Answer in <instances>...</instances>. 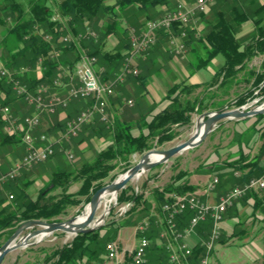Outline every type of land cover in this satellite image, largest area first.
I'll return each mask as SVG.
<instances>
[{
  "label": "trees",
  "instance_id": "1",
  "mask_svg": "<svg viewBox=\"0 0 264 264\" xmlns=\"http://www.w3.org/2000/svg\"><path fill=\"white\" fill-rule=\"evenodd\" d=\"M145 1L148 0H115L112 5H108L106 0H60L58 7L61 15L66 17L67 23L71 24L73 32L75 31L73 23L78 25L89 20L91 24H94L98 22L100 14H102L107 21L103 23V26L97 27L100 37L91 41L90 50L86 54L98 56L101 60L117 64L118 61L123 60L124 55L118 50L111 52L103 49L106 37L115 31L118 23L114 14L115 6L122 10L129 4L144 3ZM1 10L3 15L0 16V24L4 26L5 30L1 44L6 51V56L2 58V61L6 74L1 75L0 73V93L4 95L2 103L10 105L17 98L23 100L22 96L12 89L20 77L30 82L28 90H35L39 82L51 84L52 78L62 76L63 68L66 67L64 65L72 70L81 54L77 52L71 42L68 46L59 48L61 52L58 59L50 58L54 41L58 42L59 32L55 28L58 27L59 22L51 20L50 8L46 0H27L25 4L19 0H4ZM203 17L205 20L204 31L197 42L203 48L204 57L198 54L190 39H185L186 44L191 48L190 53L195 59L194 70L206 66L213 57L221 54L224 59L223 63L215 70L209 82L210 86L219 83L218 86L227 85L229 87L238 74L247 68L245 74L252 77L251 87L244 92L237 93L232 103L239 107L260 94H264V61L261 62L258 72H255L252 67H248L254 57L264 56V2L249 12L239 0H218L210 17ZM248 21L253 24V31L249 38L243 41L237 36V33L239 28ZM180 28V23L175 22L172 30L179 32ZM125 30L127 28L123 29V31ZM159 34L167 39L164 32ZM46 35H49L50 39H46ZM59 40L61 43V37ZM67 52L73 53L72 59L67 57ZM39 58H42L41 63H39ZM23 66H26L24 72L21 71ZM35 66L41 69L39 78H36L34 74ZM108 71L109 69L106 73ZM22 73L24 74L21 75ZM108 79L103 78V80ZM179 87L180 85L177 84L167 89L168 103L163 109L155 112L150 119L138 118L134 122L127 123L116 121L113 127H108L106 133L110 137V142L106 147L98 151L90 160L79 161L69 171L55 170L48 184L39 191L35 198H30L22 187L15 198L12 195L13 201H6L5 197L0 198V237L5 235L8 238L22 223L29 220L62 221V216L67 214L68 208L79 206L81 210L90 201L93 193L104 185L105 179H114L115 175H111V172L118 165L121 166V172L126 171L130 167L132 154L144 153L155 145H160L176 137L178 135L176 127L189 124L193 112L201 113L206 109L203 100L197 95H192L194 85H184L180 89ZM256 90L258 93H255ZM81 101L83 107L90 103L89 100ZM216 109L222 111L223 104L218 103ZM261 116L262 114L257 115V117ZM3 124L4 121L0 114V128ZM64 127L65 123H63L60 132ZM134 127L139 129V133L131 132ZM253 128L251 127V130ZM42 132L48 133L45 130ZM260 138L262 144L252 158L240 155L234 160L227 161V165L240 171V185L251 177L264 176V125ZM15 141H18V138L15 139L13 135L4 134L1 137L0 146L6 144L12 146L11 144ZM187 175V171H178L170 183L153 189L148 193V196L144 192L135 191L127 184L117 195V204H131L122 217L109 221L107 226L110 227L104 233H101L104 227L100 226L97 229L75 235L69 243L46 253L44 262L54 259L53 264H100L106 259L105 241H114L120 228L137 226L143 222L142 218L146 216L151 219L150 226L146 231L147 238L150 239L152 236L154 226H159L155 229L156 232L160 229L157 232L159 235L161 231L168 229L166 213L163 211L162 205L170 199V195L194 193L195 186L186 181ZM13 180L7 185H10ZM75 185L78 186L77 190L70 191ZM248 193L255 195L254 210L264 209V188L252 189ZM258 194H261L263 198L257 197ZM189 213L186 212L177 219V228L184 227V219L190 220L192 214ZM201 225L205 226L202 228L204 230L206 225L208 226V222L198 224V226ZM208 233L207 231L206 236ZM153 246L154 249L159 250L160 258L164 261L163 264H174L169 260L168 252L163 245L162 247L157 244ZM203 253L202 244H195L192 248V255L182 259V263L187 264L189 261L195 263Z\"/></svg>",
  "mask_w": 264,
  "mask_h": 264
},
{
  "label": "rangeland",
  "instance_id": "2",
  "mask_svg": "<svg viewBox=\"0 0 264 264\" xmlns=\"http://www.w3.org/2000/svg\"><path fill=\"white\" fill-rule=\"evenodd\" d=\"M19 1H22L24 4L27 2V0H19ZM109 1L110 0H106V3ZM189 1L192 2L193 4L196 0H189ZM239 1L244 6H246L249 12L252 9L256 8L260 3L264 2V0H239ZM59 2L60 0H46V3L50 8L51 20L53 21L56 20L59 22L58 27L55 28V30L59 32L57 37L58 42L57 40L54 41L53 44L54 48L53 51L50 53V58L58 59V56L60 55L59 53L61 52L59 48L63 46H68L69 43L71 42L76 47L77 52H79L81 55L86 54V52L90 50L91 41L97 40L100 37L97 27L99 25L103 26V23L107 20L103 18L102 14H100L98 22H95L94 24H91L89 20H87V22L83 24L79 23L78 25L73 23V27H75V31L73 32L71 30V24L69 25L67 23L66 17H63L60 13L61 11L58 7ZM217 2L218 0H215L213 3H211L206 11L201 12L202 14L195 13L189 25H187L186 27H183L180 24L181 28L179 32H173V30H171L170 32L159 31L157 33L156 42L158 40L159 33L164 32L167 37L166 50L162 51L161 53L159 52L160 53L159 61L156 59L152 61L153 54L149 56L151 49L156 44V42L147 51L136 54V55H140L139 58H137V63L136 64L134 63L138 70V74L135 76L130 75L126 77L124 82L117 84L114 89V95L109 96L106 99L107 102L106 108H107V113L109 115V121L103 122L98 118V116H96L93 120L86 123L82 127L81 131L75 137H72L69 140L62 141L61 143H59L58 146L55 148V154L51 156L49 159L43 161L42 163H38L30 166L27 169H24L23 171L20 172V174L13 180V182L10 185H7V183L3 185V187L0 188V198L5 197L6 201L11 202L12 197H10V195H13L15 198L20 191V187H22L26 191L27 195L30 198H35V196L39 193V191L48 184L51 175L55 170L69 171L73 169L74 165H76L79 161L90 160L92 157L96 155L98 151L106 147L107 144L110 142V137L106 133V130L108 127H113L116 121H122L125 123L130 121L134 122L135 117L148 120L155 112H157V110L159 109L161 110V107L168 103V99L166 97L167 89L169 87H172L173 85H177V84L180 85L179 89L184 85H194L193 88L194 92L192 93V95L193 96L197 95L199 98H201L203 100V104L206 105V109L201 113L193 112L191 114V121L189 124L176 127V130L178 131V135H176V137H174L172 140L163 142L160 145H155L150 150H165L188 140L197 129L198 124L201 121H203L201 115L203 113L218 111L216 109L218 103L223 104L224 109L222 111L242 109V108L243 110H249L262 104L264 102V94H260L259 96L244 103L239 107H236L232 103L237 93L244 92L246 89L251 87L250 85L252 82V77H248V75L245 74L247 68L245 70H242L238 74L237 78L234 80L232 84H230L229 87H227V85L218 86L219 83L213 86L209 85V82L212 79L211 77L213 70L215 72V70L223 63L224 59L221 54H218L215 57H213L212 60L209 61L206 66L198 70H194L193 64L195 63L194 61L195 59L191 55L190 53L191 48L189 45L186 44L185 39L189 37L192 45H194L195 47V50L198 52L199 55L204 57L203 48L198 44L197 41L204 31L205 20L203 16L207 18L210 17V13L214 9V7H216ZM3 3L4 0L3 1L0 0L1 17L3 15V12L1 10V6ZM177 3H175V5ZM183 3L186 4L185 2ZM174 8L175 6L172 9ZM167 9L170 8H166L161 14V16L164 14V12ZM152 19H156V18H152ZM152 19H148V20H152ZM145 22L143 23V25L145 24ZM131 28H135L136 30L140 29L137 27L130 26L127 30L124 31L123 38L121 39V43L122 45H126L128 50L124 55L122 62L121 61L117 62L115 69L118 68V70H115V73L112 75V77L117 72H119L124 62V59L130 50ZM183 28L186 30V36L182 40L184 47L183 50L178 55H176V53L173 54L174 51L170 49L169 35L172 34L173 36L177 37ZM252 31H253V24L250 21H248L239 28V32L237 33V36L243 41H246L249 38ZM40 33L43 35L41 31ZM189 33L190 35H188ZM4 34H5L4 26L0 24V71L4 69L2 58L6 56V51L3 49L1 44V39L4 36ZM64 36L69 37V41H62L60 43L59 38L61 37L62 40ZM73 56H74L73 53L67 52V57L69 59H72ZM95 57L97 59L95 70L97 74H99L96 68L99 62V57L98 56ZM134 57H133V61H134ZM262 61H264V56H260V55L256 56L249 62L248 67H252L255 70V72H258L260 71L259 66ZM41 62H42V58H39V63ZM64 66H66L63 68L65 71V69L68 67L67 65ZM36 68L37 67L35 66L34 74L36 78H39L41 76V69L39 68L36 69ZM25 70H26V66L23 69H21L22 72H24ZM64 71L63 73H61L62 76L64 75ZM195 72L196 75L199 77V79L191 78V76ZM23 74L24 73H22L21 75ZM112 77H107V78L110 79ZM20 78L19 80H16V82L12 87L15 93H17V88L19 86H23L27 89L30 86L29 81L24 80L22 77ZM188 79L192 82L199 81V83H191ZM53 80L54 78H52V81ZM219 81L220 79L218 80V82ZM147 82H149L152 86L157 85V83L161 85L159 87V89L161 90L163 89L162 95L159 96L162 98L161 101H157L158 97L156 95L157 93L155 89H151L152 94L149 95L150 99L146 98V94L150 92L148 89H145V85L147 84ZM40 85H48L51 91L52 89H54V87H52V82L51 84L47 82H41V83L39 82V84H37L35 88L39 87ZM29 90L31 91L32 89ZM255 93H258V90H256ZM151 96H153L154 98L153 97L151 98ZM3 97L4 95L0 93L1 100L3 99ZM155 98L157 99L155 100ZM81 100L83 99L74 100L69 104V106L66 109H62V110L56 109V111L51 115H43L41 118V125L35 131V133L38 134L43 130H45L48 132V134L57 138L60 129H62L63 127L64 121L66 122L68 119L74 117L76 114H78V112L81 109L84 108ZM128 100H131V104L127 103ZM9 109L11 111V114L15 117H18V115L23 116L32 113V108L25 102L24 98L23 100L17 98L15 101H12V104L9 105ZM259 114H262V116L257 117L258 114H256L244 118L222 119L217 121L212 126L211 131L208 132L205 135V137L196 146L187 148L182 152L176 154L175 156L171 157L167 161L159 163L158 165L150 169H146L141 174L131 179L127 184H129L135 191L144 192L145 195L148 196V193L151 192L153 189L161 188L166 184L170 183L173 177L178 173V171H187L189 174L190 171H195L197 167L203 169L204 167L213 165L215 163L214 161L223 162L225 160L228 161L232 159L236 155L237 143L244 142V140H246L248 136H250V139H252L254 137L253 135H255L257 125L259 126L261 124H264V113H259ZM251 127H254L253 130H251ZM244 129H246L245 130L246 132L245 134H242L243 132L241 131H244ZM131 132L133 134H137L139 133V129L137 127H134L132 128ZM4 134H10L5 130V124H3L0 128V140ZM10 135L15 136V139L18 138V141H15L11 144L14 147L12 153L8 154L7 153L8 148H5L4 146L0 148V172L10 170L15 165V163L18 160H20L25 154V147L24 144L22 143L21 136L15 133ZM67 151H69L72 154V157H69L67 155ZM144 153L136 152L132 154L130 157L129 168L135 165L141 159ZM15 160L16 162L12 165L11 161H15ZM227 161H225L224 164H227ZM126 171L121 172V166L118 165V167H116L111 172V175H115L114 179L112 180H110V178L105 179L103 186L112 183ZM231 173H233V171ZM215 177L218 179L217 176L212 177L210 181L207 183L206 188L208 184L211 183ZM260 177H264V176H260ZM260 177H256V178H260ZM219 181H220V177L214 188L209 191H214ZM224 182L226 185H230V186L235 184L234 181H231L229 179L227 181L225 180ZM242 185L238 184L233 186L232 188L240 187ZM77 187H78L77 185L73 186L70 191L75 192L77 190ZM262 188H252V189L259 190ZM252 189H248L244 194L236 198L231 206L227 207V209L223 213V219L220 224L221 225L220 236L214 242L213 247L209 251L206 250L204 246V242L209 238L210 231L212 229V220L210 218H207L198 223L201 224L203 222H210V229H209L210 231L208 233V236H206V238L203 241H201V244L204 247V253L201 255V257L207 255L208 264H243L244 261H246V256L243 253V249L241 248V246H243L242 244L244 243L245 239L239 237L231 240V242L229 243L223 242L222 222L225 219L227 210L233 207L237 200H239L242 196H244L246 193H248V191ZM117 195L118 193H116L115 198L114 196L113 197L107 196L100 200L98 206L95 209L93 223H96L100 217H102V221L95 224L94 226L95 228L93 229H97L100 226H103L104 228L101 230V233H104L105 230L109 229L110 227L107 226L108 225L107 223L109 221L122 217L129 209V207L131 206L130 203L117 204ZM218 200L211 204L217 203ZM87 204L88 203H86L81 210L79 206H73L68 208L67 214L62 216V221H66L74 216H80L85 211ZM253 207L254 206L250 207V211L251 209L254 210ZM256 211L260 213L262 209L258 208L255 210V212ZM190 213L192 214V212ZM182 216L183 214L176 218V230L181 233L182 231H179L177 228V219L181 218ZM142 219L143 222L145 221L149 222L151 220L148 216ZM139 225L136 226V233ZM241 226H244V224H240V226L236 227L235 231L241 229ZM41 228H42L41 226L23 228L19 232L17 239L15 241H17L20 237L34 230H39ZM165 231L167 234L165 238L161 237L160 233L159 235H157V239L163 242L164 248L166 247L165 244H167L168 242L171 243L174 242L172 234L169 232V228ZM119 235L120 237H122V239L131 240L135 236V227L125 226L124 228H122ZM136 235L138 239V233ZM74 236L75 235L71 233L54 231L50 234H46L40 240H37L38 237H33L28 241L27 245H22L9 251L3 258L1 264H20L25 258H28L29 263H33L34 261L42 258L44 252L46 253L50 252L53 249H56L57 247H61L62 245L69 243ZM182 237L183 235L179 236L175 240H178L179 238L182 239ZM8 238L5 235H2L0 237L1 245ZM105 242L107 243V241ZM149 242L150 241L148 239V247H149ZM218 242H223V243L218 244V246L214 251V255L211 259L210 256L213 252L215 245ZM188 246L191 247V249L193 248L190 245ZM197 262H195L194 264H196ZM145 264H147V261L145 262Z\"/></svg>",
  "mask_w": 264,
  "mask_h": 264
},
{
  "label": "built area",
  "instance_id": "3",
  "mask_svg": "<svg viewBox=\"0 0 264 264\" xmlns=\"http://www.w3.org/2000/svg\"><path fill=\"white\" fill-rule=\"evenodd\" d=\"M214 1L196 0L192 5L188 6L179 1L174 9H167L161 17L146 21L139 30L131 28L130 50L119 72L108 80H102L99 74H97L95 70L96 57L82 54L72 70L66 68L63 76L54 78L52 81L54 89L52 91L48 85H40L31 91L23 86L17 88V94L22 96L25 102L32 108V113L15 117L11 114L9 105L3 104L0 99V114L4 120L5 130L10 134H19L25 147L24 156L15 165L8 171L0 172V188L15 179L24 169L49 159L55 154V148L59 143L75 137L82 127L96 116L101 121L108 122L107 97L114 95L115 86L124 82L126 77L138 74L133 57L136 54L147 51L156 42L159 31L170 32L175 22L186 27L195 13L206 11L208 6ZM185 36L186 30L184 28L177 37L172 34L169 35L170 49L174 53L179 54L183 50L184 44L182 40ZM45 37L46 39H50L49 35ZM62 41H69V37L64 36ZM0 73L1 75H5L6 71L1 70ZM80 99L89 100L90 103L81 109L78 114L65 122L64 130L59 133L57 138L44 132L35 133L41 125L43 115H51L56 109H66L72 101ZM127 103L131 104V100H128ZM67 155L72 157L69 151H67ZM217 182L218 179L215 177L208 184L206 190H212ZM262 187H264V177H252L242 186L232 188L226 192L215 204L201 200L197 193L170 195V199L162 205V209L166 213L169 232L172 234L174 240L173 243L168 242L165 244V248L169 253V260L174 264H183L182 259L190 256L192 249L181 238H179L180 240L175 239L192 231L200 221L207 218L212 220L209 238L204 242L206 250L209 251L220 236V224L227 207L231 206L234 200L248 189ZM187 211L192 212L193 215L184 233L178 232L176 230V218ZM149 224L148 221H145L138 226L137 245L131 251L130 258L124 260L122 263L118 259L119 249L117 243L115 241L107 242V260L113 261L116 264H145L148 247V238L145 231L148 229ZM160 236L165 238L167 236L166 231H161ZM196 264H208V256H202Z\"/></svg>",
  "mask_w": 264,
  "mask_h": 264
},
{
  "label": "crops",
  "instance_id": "4",
  "mask_svg": "<svg viewBox=\"0 0 264 264\" xmlns=\"http://www.w3.org/2000/svg\"><path fill=\"white\" fill-rule=\"evenodd\" d=\"M179 1L185 2L187 6L192 4V2H190L189 0H148V1H145L144 3L137 2V3L129 4L122 10H120L117 6H115L114 14L117 18L118 23H117L115 31L106 37L105 43L103 45V49L106 51H111V52H115L118 50L120 51L122 55H125L128 49L126 45H122L121 43V39L123 38V32H124L123 29H126V28L128 29L130 26L140 28L146 20L159 17L166 8L172 9L175 6V3ZM114 2L115 0H110L109 2H107V4L112 5ZM166 45H167V39L159 34L158 40L156 44L152 47L151 52L149 54V56L153 54L152 61H154L155 59L159 61L160 59L159 55L162 51L166 50ZM139 56L140 55H135L134 57L135 64L137 63V58H139ZM96 68L101 78L103 76L105 78L112 77V75L115 73V70H118V68L115 69L116 64H113V63H110L108 61L101 60V59H99V62ZM108 69L109 71L108 73H106ZM213 74H214V70L212 72V76ZM191 78L199 79V77L196 75V72L191 76ZM190 82L199 83V81L198 82L190 81ZM160 86L161 85L158 83L157 85L152 86L149 82H147V84L145 85V89H148L150 92L146 94V98L150 99L149 95L152 94L151 89H155L157 93L156 95L158 97V99L155 98V100L157 99V101H161L162 98L159 96L162 95L163 89L162 90L159 89ZM152 97L153 96H151V98ZM164 107L165 105L162 106L161 109H163ZM158 111H160V109L157 110V112ZM138 118L139 117H135L134 120ZM247 120H250V119H247ZM263 125L264 124H261L259 126L257 125L258 131H255V135H253L254 137L252 139H250V137L248 136L246 140H244V142L237 143L236 155L230 160H234L238 158L240 155H244L247 158H252L257 153L258 148L262 144L260 133L262 131ZM245 130L246 129H244V131H241L243 132L242 134H245L246 132ZM1 147L2 146H0V148ZM4 147L8 148V151H7L8 154L12 153V150H14L13 149L14 147L9 146L8 144L4 145ZM230 160H228V162ZM225 161L223 162L214 161L215 163L213 165H209L207 167H204L203 169L197 167L195 171H190V173L186 176L185 178L186 181H188L189 184L195 186L194 193H197L199 197L201 198V200L209 202V203H214L219 199V197H221L224 193L230 190L233 186L238 185L240 183L241 181L240 171L237 169H233L227 164H224ZM11 162L13 165L16 162V160L11 161ZM232 171L233 173H231ZM214 176H217L218 179L220 177V181L217 184V187L214 191H208L206 190V185L210 181V179ZM228 179L231 181H234L235 184L232 186L226 185L224 181L225 180L227 181ZM257 197L263 198V196L261 197V194H258ZM255 199L256 198L254 194L246 193L244 196H242L239 200L235 202L233 207L227 210L225 219L222 222L223 242L229 243L231 242V240L235 238H239V237H242L245 239L244 243L242 244L243 246H241V248L243 249V253L246 256V261H244L243 264H264V209H262L260 213L258 211L255 212V210L253 209H251L250 211V207L254 206L255 204ZM189 214L187 215L189 216ZM184 221H185L184 222L185 224H183L184 227L182 229L178 228V230L182 231L183 233H184V230L188 226V220L184 219ZM240 224H244V226H241V229H238L235 231L236 227L240 226ZM201 226H197L194 230L186 234H183L182 239L184 240V242H186L188 245L192 247L195 244L201 243V241H203L206 238L207 231L208 232L210 231L209 230L210 222H208L209 228L206 225V228L203 230L202 228H204L205 226L204 225H201ZM133 227H135V236L131 240L129 239L125 240V239H122V237H120L119 234L122 228L124 227L120 228L117 232L115 241L118 245V249H119L118 259H119V262L121 263L124 260H127L130 258L131 251L137 245L138 239L136 235L137 234L136 226H133ZM158 227L159 226L153 227L154 232L149 239L150 241L149 248L146 254L147 264H163L164 262L162 261V258H160L159 250L154 249V246H153L154 244H157L158 246H161V247L163 245V242L157 239V232L160 229L157 230V232L155 229ZM199 227H201V229H199ZM223 242H218L215 245L213 252L210 256L211 259L214 255V251L216 247L218 246V244L223 243ZM45 255H46V252H44V255L42 256V258L34 261L33 263H29L28 258H25L20 264H35L36 262H38L39 264H53L54 259H51L48 262H44ZM121 263H118V264H121ZM100 264H116V263H114L113 261L104 259L102 262H100ZM187 264H194V263H190L189 261Z\"/></svg>",
  "mask_w": 264,
  "mask_h": 264
},
{
  "label": "water",
  "instance_id": "5",
  "mask_svg": "<svg viewBox=\"0 0 264 264\" xmlns=\"http://www.w3.org/2000/svg\"><path fill=\"white\" fill-rule=\"evenodd\" d=\"M259 113H264V102L258 106H256L253 109L249 110H243L242 109H233V110H224V111H213L208 113H203L201 115V118H203V121H201L198 124V127L201 123L205 125V131L203 133H199L198 127L193 133V135L186 141L179 143L171 148L165 149V150H150L144 153L141 157V159L133 165L131 168H129L125 173L120 175L115 181L112 183L102 186L99 189H97L93 195L91 196L90 201L87 205L91 206L90 212L88 214V217L84 223H77V219L79 216H74L66 221H59V222H47L45 220H29L24 223H22L13 233L12 235L0 246V264L3 261V258L5 255L22 245H27L28 241L33 237H38L40 233L43 232V227H48V230L50 233L54 231H62L71 233L73 235H77L79 233H84L87 231H90L91 229L95 228V224L102 221V217H100L96 223H93L94 219V213L96 209V202L97 197L104 192L105 190H112L114 192V198L116 197V193H118L122 188L126 186V184L133 179L136 174H140L146 169H150L159 163H162L164 161H167L171 157L175 156L176 154L182 152L183 150L187 148H191L196 146L204 137L205 135L211 131L212 126L219 120L222 119H232V118H244L253 116ZM150 154H160L162 155L161 158L156 160H149L145 162V160L148 159V156ZM33 226H41L42 228L39 230H34L22 237H20L17 241V236L19 232L26 227H33ZM42 237H38L37 240H40Z\"/></svg>",
  "mask_w": 264,
  "mask_h": 264
},
{
  "label": "bare ground",
  "instance_id": "6",
  "mask_svg": "<svg viewBox=\"0 0 264 264\" xmlns=\"http://www.w3.org/2000/svg\"><path fill=\"white\" fill-rule=\"evenodd\" d=\"M197 126V125H196ZM198 131L199 133H203L205 131V125L203 123H201L198 127ZM162 155L160 154H150L148 156V159L145 160V162L149 161V160H156V159H159L161 158ZM141 174V173H140ZM139 174H136V176H138ZM135 176V177H136ZM107 196H111L113 197L114 196V192L112 190H105L104 192H102L98 197H97V202H96V207L98 206V203L100 202V200L104 197H107ZM106 199V198H105ZM90 209H91V206L90 205H87L86 208H85V211L78 217L77 219V223H84L88 217V214L90 212ZM43 228V232L40 233V235L38 236L39 238L40 237H43L45 236L46 234H50V231L48 230V227L46 226H42Z\"/></svg>",
  "mask_w": 264,
  "mask_h": 264
}]
</instances>
